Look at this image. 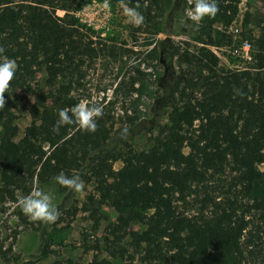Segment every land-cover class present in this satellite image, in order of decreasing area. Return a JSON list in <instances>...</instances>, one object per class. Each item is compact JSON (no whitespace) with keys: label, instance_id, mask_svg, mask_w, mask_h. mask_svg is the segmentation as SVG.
<instances>
[{"label":"trees","instance_id":"trees-1","mask_svg":"<svg viewBox=\"0 0 264 264\" xmlns=\"http://www.w3.org/2000/svg\"><path fill=\"white\" fill-rule=\"evenodd\" d=\"M85 1L0 0V59L17 65L0 93V203L17 202L19 195L31 194L35 184L53 183L62 198L56 208L63 212L71 207L76 191L58 185L54 178L80 176L92 188L80 211L93 225L107 220L102 206L118 214L116 223H107L104 238L105 252L118 261L115 264H136L119 244L128 232L129 212L144 227L131 235L130 242L140 264H224L225 255L233 264H264V197L239 213L230 197L217 200L201 190L209 173L222 174L227 168L234 173L232 186L246 195L253 194L264 177L259 168L264 167V20L256 19L258 33L250 38L248 69L224 70L206 47L190 53L174 47L168 36L156 40L149 52L159 62L161 54L169 62L175 58L179 71L170 67L158 77L155 90L148 94L146 119L136 109L148 88L139 80L133 89V114L125 111V126L113 131L112 118L101 115L94 132L76 124L54 131L58 111L79 103L67 79L105 49L85 37L71 14ZM239 2L216 0L217 13L200 21L199 34L204 38L198 42L231 45L232 36L212 26L229 27ZM123 4L143 15L139 29L170 35L168 29H161L159 16L171 0H123ZM56 11L66 14L59 17ZM243 23H249L248 15ZM38 72L45 73L46 90H38L31 121L16 139L17 90L33 93L31 81ZM141 133L150 143L137 151L129 140ZM115 162L121 163L117 170ZM199 194L202 197L195 200ZM189 198L199 204L191 215L177 205ZM252 210L261 211L258 223L248 218ZM77 211L73 207L71 216ZM47 230L42 227L33 257L52 252ZM88 264L111 263L94 257Z\"/></svg>","mask_w":264,"mask_h":264},{"label":"rangeland","instance_id":"rangeland-1","mask_svg":"<svg viewBox=\"0 0 264 264\" xmlns=\"http://www.w3.org/2000/svg\"><path fill=\"white\" fill-rule=\"evenodd\" d=\"M193 4L194 0H171V5L159 16L161 29H168L170 35L163 32L152 35L150 31L143 30V27L139 29V25L128 21L123 12V4L86 0L81 6L86 8L85 16L80 13L79 18L87 20L91 26L81 23L73 16L77 21L76 25L85 37L94 43L104 44L105 49L93 61H86L79 72L73 73L67 79L72 84L71 94L79 103L86 102L90 106L101 107L102 115L112 118L114 131L125 126L123 123L125 111L127 115L133 114L132 109L135 104L133 105L132 102L136 98L133 89H136L138 81L142 80L148 88L140 98L136 109L140 111L141 118L146 119L150 114L151 103L148 94L155 90L158 77H162L170 67L179 71L175 58L169 62L164 55L163 63L158 61V57L154 60L149 52L156 40L168 36L174 47L190 53H195L200 47H206L218 58V66L224 70L248 69L252 64L251 55L249 52L250 57L246 58L240 45L243 41L251 44L250 38L257 35L256 19L264 20V0H240L237 5V15L229 27L224 28L219 23L212 26L213 29L232 36L231 45L219 41L218 47L204 46L198 42L199 38L204 37L199 34L200 21L193 22L188 15ZM64 14H66L64 11H56L59 17ZM245 15L249 16V23L246 25L243 23ZM45 78V73H36L31 81L33 93L17 90L19 111L15 113L14 124L18 127L19 133L16 139L22 136L25 127L31 121L38 90H46ZM148 139L147 134L141 133L132 137L129 143L134 150L142 151L149 147ZM183 151L187 153L188 149L184 148ZM120 167V162L113 164L115 170ZM259 168L264 171L263 166ZM233 182L234 173L227 168L222 174L209 173L203 184L205 189L201 187L199 189L217 200L224 199L225 196L230 197L239 206V213L244 210L246 204L250 205L254 200L264 197V177L250 195L241 192L239 187H233ZM34 188L50 192L55 207L61 203V195L53 183L35 184ZM91 192L92 188L83 184V188L75 192L73 201L68 204L71 207L58 212L56 224L32 221L26 217L18 204L20 195L17 197V202L0 203V264H88L94 257L98 261L118 263L105 252L106 243H104V238L107 236L106 225L116 223L118 214L112 208L102 206L101 210L107 220L99 221L95 227L87 213L80 211L86 195ZM201 197L202 194H199L194 199ZM194 199L189 198L184 204L177 203L179 210L189 215L193 214L199 206V204L195 205ZM75 206L78 211L71 216ZM260 212L252 210L248 216L250 221L258 223ZM126 216L129 220L128 232L119 244L127 250L126 255L132 256L135 263L140 264L139 255L135 253L130 242L131 235L141 232L144 227L133 220V212L127 213ZM42 227H48L46 239L52 252L45 257L36 258L33 255H36L39 246ZM223 263L233 264L227 255L224 256Z\"/></svg>","mask_w":264,"mask_h":264},{"label":"clouds","instance_id":"clouds-1","mask_svg":"<svg viewBox=\"0 0 264 264\" xmlns=\"http://www.w3.org/2000/svg\"><path fill=\"white\" fill-rule=\"evenodd\" d=\"M123 4V0H121ZM218 11L216 0H194L192 8L189 10V17L193 22H199L205 17L214 16ZM123 12L128 21L139 25L143 22V15L135 8H130L123 4ZM17 65L14 60L0 59V93L4 91L9 82L13 79ZM3 97L0 96V100ZM102 115V108L90 106L86 102H81L70 109H60L58 118L53 125V130L58 131L65 125H78L82 130L94 132L96 130V120ZM58 185L65 186L73 191L83 188V180L80 176H66L59 174L55 178ZM53 196L50 192L37 188L31 194L21 196L18 204L21 212L32 221H41L48 224L55 223L58 218V209L53 205Z\"/></svg>","mask_w":264,"mask_h":264},{"label":"built area","instance_id":"built-area-1","mask_svg":"<svg viewBox=\"0 0 264 264\" xmlns=\"http://www.w3.org/2000/svg\"><path fill=\"white\" fill-rule=\"evenodd\" d=\"M85 12H86V8L85 7H81L80 9H78L77 11L72 12L71 14L73 16H75L76 18H78V20L81 23H84L87 26H91V24L88 23L87 20L79 18V14L82 13V15L85 16ZM240 46H241V49L244 51L245 57L249 59V57H250L249 56L250 44L247 41H243Z\"/></svg>","mask_w":264,"mask_h":264},{"label":"flooded vegetation","instance_id":"flooded-vegetation-1","mask_svg":"<svg viewBox=\"0 0 264 264\" xmlns=\"http://www.w3.org/2000/svg\"><path fill=\"white\" fill-rule=\"evenodd\" d=\"M160 62H163L164 63L163 54H161Z\"/></svg>","mask_w":264,"mask_h":264},{"label":"water","instance_id":"water-1","mask_svg":"<svg viewBox=\"0 0 264 264\" xmlns=\"http://www.w3.org/2000/svg\"><path fill=\"white\" fill-rule=\"evenodd\" d=\"M168 35V34H167Z\"/></svg>","mask_w":264,"mask_h":264}]
</instances>
